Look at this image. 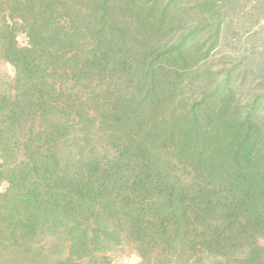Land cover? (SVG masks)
I'll list each match as a JSON object with an SVG mask.
<instances>
[{
	"label": "trees",
	"instance_id": "trees-1",
	"mask_svg": "<svg viewBox=\"0 0 264 264\" xmlns=\"http://www.w3.org/2000/svg\"><path fill=\"white\" fill-rule=\"evenodd\" d=\"M258 25L264 0H0V264H264Z\"/></svg>",
	"mask_w": 264,
	"mask_h": 264
},
{
	"label": "rangeland",
	"instance_id": "rangeland-1",
	"mask_svg": "<svg viewBox=\"0 0 264 264\" xmlns=\"http://www.w3.org/2000/svg\"><path fill=\"white\" fill-rule=\"evenodd\" d=\"M255 29L258 31H262L264 27L262 25H258ZM19 41L22 45L26 44L27 43L26 35L23 33L20 34ZM223 49H227V48L223 47ZM222 54H227V51L219 50L215 55H213L212 59L208 63L212 69H217L218 67L222 66V63L225 57V55H222ZM6 187H7V183L0 184L1 191L5 190ZM111 253L113 256V261L111 264H141L140 255L137 253L135 248L128 243L123 244L122 246L116 248V250Z\"/></svg>",
	"mask_w": 264,
	"mask_h": 264
}]
</instances>
